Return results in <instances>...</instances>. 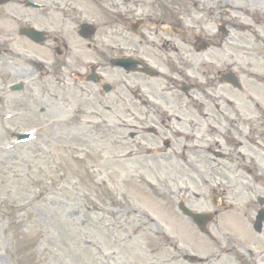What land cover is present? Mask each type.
I'll return each instance as SVG.
<instances>
[{
  "label": "rangeland",
  "instance_id": "obj_1",
  "mask_svg": "<svg viewBox=\"0 0 264 264\" xmlns=\"http://www.w3.org/2000/svg\"><path fill=\"white\" fill-rule=\"evenodd\" d=\"M23 1L0 8V35L15 33V53L34 51L18 36L21 17L31 12ZM31 1L78 5L96 16L100 34L106 32L108 10L109 32L116 33L122 31L126 10L138 17L155 11L157 3L174 2L180 16L187 15L184 26L194 33L216 35L226 24L228 36H217L224 40L222 48L242 51L243 69L264 76V61L255 63L243 55L253 48L264 50V0ZM9 57L0 59V264H189L182 259L186 254L209 260L206 264H251L235 243V234L242 241L248 235L236 228L234 214L207 225L206 236L176 210L172 163L156 158L157 148H131L122 131L97 129L119 123L109 120L101 106L95 110L90 102L78 105L74 100L65 111L64 95L53 78L45 80L27 61ZM18 82L23 90L10 93L8 88ZM5 115L14 118L4 120ZM32 127L43 130L45 138L2 151L13 144L12 132ZM256 160L263 162L264 154L258 153ZM205 172L202 179L210 177L215 187L224 181L219 168ZM199 187L202 198H191L190 207L212 211L210 186L200 182ZM192 189L198 193L200 188ZM257 194L264 196V190ZM243 219L250 230L253 215ZM252 232L256 246L242 245L257 254L264 250V230L262 236Z\"/></svg>",
  "mask_w": 264,
  "mask_h": 264
},
{
  "label": "flooded vegetation",
  "instance_id": "obj_2",
  "mask_svg": "<svg viewBox=\"0 0 264 264\" xmlns=\"http://www.w3.org/2000/svg\"><path fill=\"white\" fill-rule=\"evenodd\" d=\"M163 4L165 11L156 4L155 11L135 19L130 16L135 12L126 10V28L136 20L144 22L134 33L109 32L108 10L106 32L100 34L96 16L78 5L43 2L21 17L26 28L40 31L42 37L40 43L22 37L44 62L29 64L59 84L65 105L84 99L94 108L100 104L108 109L110 117L121 121V129L129 131L131 148H171L170 154L166 149L156 158L171 161L177 198L190 200L189 182L201 179L204 169L211 174L222 168L227 176L217 183L216 195L231 205L221 212L251 218L257 211V192L264 190V161L256 160L258 152H264V104L251 95L261 79L243 69L242 51L222 48L224 41L217 35L184 30L182 17ZM85 23L94 32L83 28ZM3 34L13 38L12 32ZM6 46L1 44L0 59ZM243 55L255 63L264 61V50L253 48ZM119 61L121 65H114ZM210 151L219 152L221 159ZM242 243L237 241L239 248H244ZM248 254L251 264H264V250Z\"/></svg>",
  "mask_w": 264,
  "mask_h": 264
},
{
  "label": "water",
  "instance_id": "obj_3",
  "mask_svg": "<svg viewBox=\"0 0 264 264\" xmlns=\"http://www.w3.org/2000/svg\"><path fill=\"white\" fill-rule=\"evenodd\" d=\"M27 35H34L35 33L33 31H26L25 32ZM33 33V34H32ZM16 89H19L16 87ZM16 137L18 139L23 138L25 136H19L16 135ZM179 210L182 212L183 215L187 216L188 218L191 219V221L199 227V229L203 230L205 225L207 224V222H209L211 220V215L210 214H195L193 212H191L190 210H188L187 208H185L184 206L179 205ZM264 217V213H260L259 214V219L257 221V224L261 223L262 218ZM185 260L189 261L190 263H196V262H200L201 260L195 258V257H191V256H186L184 258Z\"/></svg>",
  "mask_w": 264,
  "mask_h": 264
}]
</instances>
